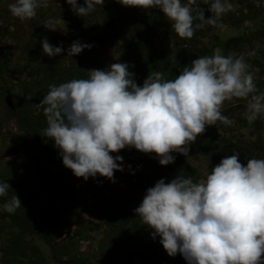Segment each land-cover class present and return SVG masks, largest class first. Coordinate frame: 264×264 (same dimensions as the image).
Returning <instances> with one entry per match:
<instances>
[{"label":"rangeland","instance_id":"374dc122","mask_svg":"<svg viewBox=\"0 0 264 264\" xmlns=\"http://www.w3.org/2000/svg\"><path fill=\"white\" fill-rule=\"evenodd\" d=\"M12 2L0 0V182L11 186L0 197V264H70L77 256L89 264H187L180 254L166 253L161 238H152L153 230L134 210L161 179L206 178L221 161L218 151L233 148L245 165L252 158L264 159V118L250 124L246 100L225 102L223 115L235 123L207 127L189 146V156L173 153L175 162L161 166L155 154L125 148L110 153L123 157V171L114 173V182L99 175L85 181L63 165L54 141L44 135L47 121L36 105L51 85L86 79L90 70L127 63L142 86L156 71L165 80L175 79L216 49L225 56H243L250 70L258 69L255 82L264 91V0H227L232 10L216 26L197 29L190 40L179 38L159 9L124 7L118 0H105L86 16L76 15L66 0H49L47 8L25 21L10 13ZM212 2L196 0L206 19L214 15L207 10ZM77 3L83 6L84 0ZM191 7L196 16V5ZM59 17L65 23L54 24L55 31L45 28L46 21ZM45 37L64 51L45 55ZM231 38L237 42L226 47ZM74 41L92 47L67 56ZM15 194L22 207L9 213L2 205ZM42 217L48 225L56 220L50 242L38 229Z\"/></svg>","mask_w":264,"mask_h":264},{"label":"clouds","instance_id":"9594fccd","mask_svg":"<svg viewBox=\"0 0 264 264\" xmlns=\"http://www.w3.org/2000/svg\"><path fill=\"white\" fill-rule=\"evenodd\" d=\"M124 7L159 9L172 22L181 39H192L195 31L217 21L233 6L227 0H213L207 9L214 15L205 18V10L196 0H118ZM78 16H86L103 6L105 0H66ZM191 5H196L193 15ZM49 0H13L10 13L21 21L36 17ZM199 19L202 23L194 24ZM65 23L61 17L48 20L45 28ZM42 50L48 57L59 56L63 46H53L45 37ZM91 45L74 41L67 56H76ZM243 56L198 57L175 79L165 80L162 72H153L138 86L127 63H113L105 70H90L86 79H72L51 85L37 107L44 109L46 138L54 141L63 165L74 176L114 182L116 171H123V157L113 156L125 148L143 154H155L161 166L175 162L173 153L189 156L195 143L209 126L217 122L231 126L235 122L223 115L225 102L246 100L248 123L264 118V91L255 82L254 73ZM11 186L0 182V197ZM9 213L22 207L15 194L2 205ZM152 238L170 257L180 254L187 264H264V159L252 158L245 164L239 153L225 156L206 178L194 182L191 177L176 176L165 183L159 180L147 189L134 210Z\"/></svg>","mask_w":264,"mask_h":264},{"label":"trees","instance_id":"16d2710c","mask_svg":"<svg viewBox=\"0 0 264 264\" xmlns=\"http://www.w3.org/2000/svg\"><path fill=\"white\" fill-rule=\"evenodd\" d=\"M236 42H237L236 38H231L228 41H226L225 46L226 47H230V46L234 45ZM42 99H43V97L41 98V100ZM41 113H42L43 118H46L45 115H44V109L42 107H41ZM234 153H236V151L233 148H230L227 152L218 151L217 154H218V158L220 160H222L225 156L232 155ZM56 226H57L56 225V220L53 221L52 223H50V225H48L45 222V217H42V219L39 222L38 229H39V232L41 233V235H42V237H43V239L45 241L50 242L53 239V232L56 229ZM69 263L70 264H89L86 261V259L84 257H82V256H77V257L71 259Z\"/></svg>","mask_w":264,"mask_h":264}]
</instances>
